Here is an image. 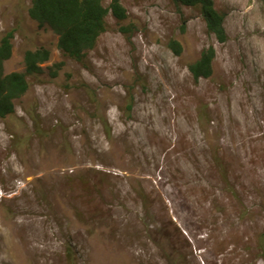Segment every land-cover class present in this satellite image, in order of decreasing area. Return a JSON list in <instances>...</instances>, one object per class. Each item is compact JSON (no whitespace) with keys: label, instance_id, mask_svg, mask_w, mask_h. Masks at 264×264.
Returning <instances> with one entry per match:
<instances>
[{"label":"rangeland","instance_id":"374dc122","mask_svg":"<svg viewBox=\"0 0 264 264\" xmlns=\"http://www.w3.org/2000/svg\"><path fill=\"white\" fill-rule=\"evenodd\" d=\"M30 1L0 0L4 74L50 52L0 120V264H264V2L213 0L219 43L196 8L120 0L76 61Z\"/></svg>","mask_w":264,"mask_h":264},{"label":"trees","instance_id":"16d2710c","mask_svg":"<svg viewBox=\"0 0 264 264\" xmlns=\"http://www.w3.org/2000/svg\"><path fill=\"white\" fill-rule=\"evenodd\" d=\"M31 0L28 16L38 27L50 29L58 37V49L65 57L80 61L92 50L98 38L106 30L108 15L121 22L127 18L126 11L120 0ZM175 4L199 10L206 30L219 43L226 41L223 27L224 16L214 7L213 0H172ZM264 2V0H262ZM123 29V28H122ZM126 30V29H123ZM13 33L9 31L0 39V120L14 113V101L21 98L28 90L29 76L42 73V65L49 60L50 52L45 48L24 53L23 72L4 74V63L12 54ZM169 48L176 54L181 53V45L172 40ZM215 50L209 46L200 57L188 65L192 79H209L213 74ZM130 102L127 109L130 110ZM260 257L264 260V234L258 238Z\"/></svg>","mask_w":264,"mask_h":264}]
</instances>
